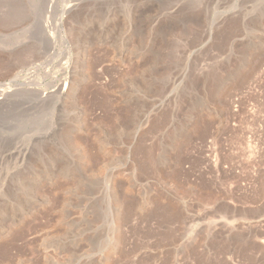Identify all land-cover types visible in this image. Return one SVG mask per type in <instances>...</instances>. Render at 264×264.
I'll return each mask as SVG.
<instances>
[{
	"label": "rangeland",
	"instance_id": "rangeland-1",
	"mask_svg": "<svg viewBox=\"0 0 264 264\" xmlns=\"http://www.w3.org/2000/svg\"><path fill=\"white\" fill-rule=\"evenodd\" d=\"M1 244L264 264V0H0Z\"/></svg>",
	"mask_w": 264,
	"mask_h": 264
},
{
	"label": "bare ground",
	"instance_id": "bare-ground-1",
	"mask_svg": "<svg viewBox=\"0 0 264 264\" xmlns=\"http://www.w3.org/2000/svg\"><path fill=\"white\" fill-rule=\"evenodd\" d=\"M5 242V241H4ZM5 245V244H4ZM3 244H1L0 245V263H2V261L4 260V258H6V253H7V246L5 245V247H7V248H5V247H3L4 246ZM6 249V250H5ZM8 254V253H7Z\"/></svg>",
	"mask_w": 264,
	"mask_h": 264
}]
</instances>
